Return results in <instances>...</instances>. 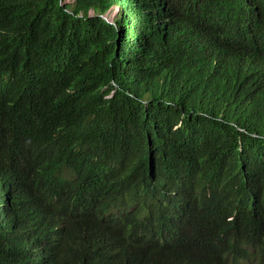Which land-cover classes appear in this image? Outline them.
<instances>
[{"label": "trees", "instance_id": "obj_1", "mask_svg": "<svg viewBox=\"0 0 264 264\" xmlns=\"http://www.w3.org/2000/svg\"><path fill=\"white\" fill-rule=\"evenodd\" d=\"M229 41L264 48V0H0V264H264V66ZM88 192L121 213L41 244ZM185 193L181 241L121 239Z\"/></svg>", "mask_w": 264, "mask_h": 264}, {"label": "clouds", "instance_id": "obj_2", "mask_svg": "<svg viewBox=\"0 0 264 264\" xmlns=\"http://www.w3.org/2000/svg\"><path fill=\"white\" fill-rule=\"evenodd\" d=\"M103 14L104 13H99L98 15L106 19L107 22H110L112 16L110 15V17H108L110 20H108L107 16H104ZM215 41L220 44L223 43L217 39H215ZM253 45H254V42L249 44L246 48L236 49L233 46V44L229 41V43H226V53H228L229 51H231L232 53L240 52V54L243 56V58H245V60H250V62L263 64L264 66V48L260 49L261 47H259L258 45H256V47H253ZM65 194L67 198L64 201V203L67 204L69 207L70 217L61 219V221H59V223L54 227V228H58L55 231H51L47 229V227L45 226H39L37 223L36 232L37 234H40L41 236H43V238L40 239L41 244L43 245L55 244V247H54L55 249L58 246L61 247V245L64 242L63 233H61L60 235H52V232H56V231L62 232L63 230H66L67 223L71 222L74 216H81L83 218V214L84 216L85 214H90L92 216V219H91L92 221L96 223H101L105 220L106 221L115 220L117 216L121 213V208L119 206L113 207V205H110L105 208L102 202L100 201V198L93 197V192L82 193L81 196L78 197L76 201L70 200V195H68L67 193ZM190 199L191 197L188 193H185L183 195L182 202H181L182 206L180 208L178 216L172 220L168 232L162 238L158 239V238L151 237L143 233L139 228L136 227L133 230L126 232L125 235L121 239L129 243H138V244L147 245V246L148 245H161L162 241H168V240L181 241L183 238L186 237L187 234H189L188 225H187V221L189 220V217L193 219V213L188 212V209H190V206H189ZM9 208H11V206ZM35 210L36 209L33 206V215L35 214ZM4 214L6 217H8L9 211L5 210ZM79 214H82V215H79ZM45 256H47L46 264L54 263L55 261L54 256L50 254H45Z\"/></svg>", "mask_w": 264, "mask_h": 264}, {"label": "rangeland", "instance_id": "obj_3", "mask_svg": "<svg viewBox=\"0 0 264 264\" xmlns=\"http://www.w3.org/2000/svg\"><path fill=\"white\" fill-rule=\"evenodd\" d=\"M103 13H104L103 15H104V16H107V18H108V17H110V15L113 16V14H114V10H113V8H108V9H107L106 11H104ZM108 20H110V19L108 18Z\"/></svg>", "mask_w": 264, "mask_h": 264}]
</instances>
